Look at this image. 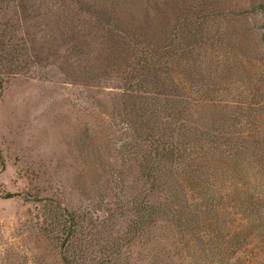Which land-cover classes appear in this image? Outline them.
I'll use <instances>...</instances> for the list:
<instances>
[{"label":"rangeland","instance_id":"rangeland-1","mask_svg":"<svg viewBox=\"0 0 264 264\" xmlns=\"http://www.w3.org/2000/svg\"><path fill=\"white\" fill-rule=\"evenodd\" d=\"M209 3L0 0V264H264L261 67L236 51L264 34V11L196 19ZM220 64L231 74L219 78ZM222 81L248 90L216 95ZM128 83L141 96L189 97L192 115L241 99L247 151L231 158L205 142L179 176L151 184L147 147L120 111ZM159 102L150 127L166 138L178 121ZM146 202L158 214L143 227Z\"/></svg>","mask_w":264,"mask_h":264},{"label":"trees","instance_id":"trees-1","mask_svg":"<svg viewBox=\"0 0 264 264\" xmlns=\"http://www.w3.org/2000/svg\"><path fill=\"white\" fill-rule=\"evenodd\" d=\"M201 1L203 2L204 0ZM224 4V2L221 3L218 0H212V3H209L211 6L210 9H206V11L199 10V12H197L196 19L204 17L208 18L212 15L216 16L222 12H226L228 15H234V13H237L238 16H242L253 11H264V0H235V2L231 5ZM255 38L256 40L252 38L253 41H255L254 47L257 50L254 56L253 52H251L254 47L251 48V46H239L240 49L236 51L237 55L248 60V64L253 62L257 66L261 67V76L252 82V88H254V90L256 89V95L258 96V102L260 104L259 106L264 107V34L260 36L259 41H257V36ZM178 40L180 41V39ZM179 46H183V44L179 42L178 47ZM182 51L183 50H180L179 48L175 57L179 56L178 58H181L186 50H184L183 53ZM189 53L192 54L191 52ZM201 68L202 69L199 71L207 69L205 71L207 72L210 69V66ZM194 69L193 65L191 71ZM185 71L187 74H193L195 72V70L192 73L190 70ZM216 71L219 78L220 76L225 78L231 74L228 68L223 66V64L217 66ZM233 82L234 81H222L224 85H222L220 89H216L214 93L218 95L225 88V94L228 93L227 97H232L242 95L245 93V90H248L245 88L243 82ZM201 84L207 86L206 90L208 93H213V90L209 87L211 83L201 82ZM128 85L129 86L127 88L123 87L121 89V94L118 98L120 99V111L123 114V117H125L126 127L133 129L137 137H139V139L145 143L147 147V149H144V152L140 157L144 161V176L149 182H151V184L163 183L164 178L168 175L175 177L179 176L182 168L188 166L189 161L195 158L196 152L204 149L205 142H209L211 145L215 141H218L220 145H226V149L232 150L229 151L231 152V154H229L231 158L247 151L246 147L243 146L246 145L247 135L252 134L246 133L245 131L252 122L247 119L244 122V117L239 120V115L249 113L247 109L249 107L246 102H239L241 99L238 101H232L234 104L225 103L224 105L217 103L218 101H215L216 98L211 99L212 101L207 100L206 102H210L211 105H206V108L204 107V109L201 108L203 109V112L199 111L196 115H192L190 111L198 108V106H196L198 103L195 102V104H192L194 101L189 97H183L182 94L164 95L161 93L151 95V97L141 96L137 94L138 91H135L130 87L129 83ZM174 85L178 86L177 83H174ZM179 85L182 84L179 82ZM0 89H2L1 81ZM228 91H232V93H229ZM214 93L211 96H215ZM186 99L190 100L187 101ZM234 99H236V97H234ZM162 100L171 105V117L178 121L177 126L170 130V133L166 138L164 132L156 131V129L158 130V127H156L155 130L150 127L154 112L150 111L148 107L150 105L158 106L160 103L159 101ZM146 101L151 102V104ZM204 105L205 103L201 106L203 107ZM208 109H210V111H207ZM206 112H211L210 115H212V119L210 121L207 120V117L205 116ZM259 118L260 117L257 119ZM231 124L232 127H235L234 131L233 129L231 131L228 129L231 128ZM257 130L258 132L254 134L255 137L258 138L264 136V126L257 127ZM210 132L216 133L212 139L209 137ZM226 141H229V144ZM261 142H264V140ZM239 144H241V146H239ZM259 144L260 143H257L256 145ZM5 198L10 197L6 196ZM157 214L158 209L154 206H150L148 202H146L137 225L143 227L148 226L152 223L153 217ZM189 221V219H184L183 223H186L185 225L187 226Z\"/></svg>","mask_w":264,"mask_h":264}]
</instances>
